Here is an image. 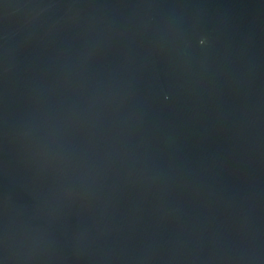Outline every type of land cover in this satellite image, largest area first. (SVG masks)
I'll use <instances>...</instances> for the list:
<instances>
[{"label":"water","instance_id":"obj_1","mask_svg":"<svg viewBox=\"0 0 264 264\" xmlns=\"http://www.w3.org/2000/svg\"><path fill=\"white\" fill-rule=\"evenodd\" d=\"M0 264H264V0H0Z\"/></svg>","mask_w":264,"mask_h":264}]
</instances>
